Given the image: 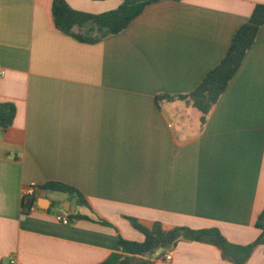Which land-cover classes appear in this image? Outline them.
Instances as JSON below:
<instances>
[{"label":"crops","instance_id":"1","mask_svg":"<svg viewBox=\"0 0 264 264\" xmlns=\"http://www.w3.org/2000/svg\"><path fill=\"white\" fill-rule=\"evenodd\" d=\"M100 14L120 0H65ZM52 0H0V264H100L117 237L146 227L217 228L233 244L259 234L264 208V25L204 123L178 99L224 56L235 30L264 0H158L98 43L58 31ZM156 97H159L156 99ZM55 181L86 205L40 189L22 213V189ZM63 194V193H61ZM68 217V224L55 216ZM172 260L235 264L217 247L179 241ZM244 264H264L256 246Z\"/></svg>","mask_w":264,"mask_h":264},{"label":"trees","instance_id":"2","mask_svg":"<svg viewBox=\"0 0 264 264\" xmlns=\"http://www.w3.org/2000/svg\"><path fill=\"white\" fill-rule=\"evenodd\" d=\"M120 1L118 7L113 10L91 14L71 8L65 0H52L51 15L54 27L77 41L98 43L121 33L148 4L158 0ZM262 25H264V4H256L247 19L235 30L219 63L210 69L189 92L164 97L178 99L190 105L201 114L200 120L204 123L210 110L240 68L246 52L254 44ZM15 113L16 107L12 102H0V130L4 131L11 126ZM40 189L63 193L76 204L86 205L83 195L67 184L49 181L41 185ZM125 219L143 235V240H126L118 236L119 252L111 253L100 264H152L150 257L153 253L160 248H171L182 240L213 245L218 248L224 260L235 264H244L258 245L263 247L264 252V208L254 222L259 234L246 245L230 243L217 228L192 229L175 226L164 229L159 222L146 227L135 218L125 217Z\"/></svg>","mask_w":264,"mask_h":264},{"label":"built area","instance_id":"3","mask_svg":"<svg viewBox=\"0 0 264 264\" xmlns=\"http://www.w3.org/2000/svg\"><path fill=\"white\" fill-rule=\"evenodd\" d=\"M3 73H4L3 70L0 68V76H2ZM39 190H40V186H38L34 183L26 185L22 189V198H23L22 213L28 214V213H32V212L36 211L37 206L35 203V198H36V194ZM55 219L57 222H59L63 225H67L69 222L68 217L63 216L61 214H57L55 216ZM151 257L154 260L169 262L172 260V250H171V248H166V249L160 248L155 253H153L151 255ZM8 264H19V263L17 262L16 259L11 258L8 261Z\"/></svg>","mask_w":264,"mask_h":264},{"label":"rangeland","instance_id":"4","mask_svg":"<svg viewBox=\"0 0 264 264\" xmlns=\"http://www.w3.org/2000/svg\"><path fill=\"white\" fill-rule=\"evenodd\" d=\"M58 195H62V196H64V194H61V193H58ZM258 246H260V245H258Z\"/></svg>","mask_w":264,"mask_h":264}]
</instances>
